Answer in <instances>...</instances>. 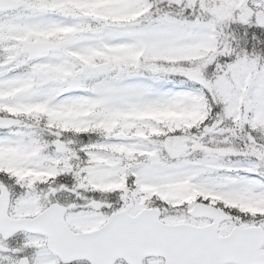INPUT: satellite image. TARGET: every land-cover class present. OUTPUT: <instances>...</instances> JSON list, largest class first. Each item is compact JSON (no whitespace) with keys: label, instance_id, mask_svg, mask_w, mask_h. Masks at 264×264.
<instances>
[{"label":"snow or ice","instance_id":"6c2138e0","mask_svg":"<svg viewBox=\"0 0 264 264\" xmlns=\"http://www.w3.org/2000/svg\"><path fill=\"white\" fill-rule=\"evenodd\" d=\"M0 264H264V0H0Z\"/></svg>","mask_w":264,"mask_h":264}]
</instances>
